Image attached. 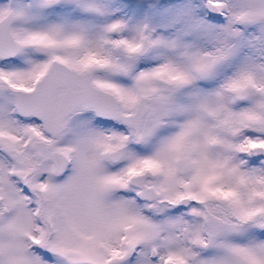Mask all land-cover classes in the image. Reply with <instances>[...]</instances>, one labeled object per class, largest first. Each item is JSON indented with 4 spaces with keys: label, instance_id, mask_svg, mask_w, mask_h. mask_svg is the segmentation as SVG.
I'll list each match as a JSON object with an SVG mask.
<instances>
[{
    "label": "rangeland",
    "instance_id": "rangeland-1",
    "mask_svg": "<svg viewBox=\"0 0 264 264\" xmlns=\"http://www.w3.org/2000/svg\"><path fill=\"white\" fill-rule=\"evenodd\" d=\"M48 1L34 0L32 6L20 3L29 28L38 29L33 35L37 44L51 37L61 16L56 11L59 6L53 8L57 4L54 0L50 4L54 11H47ZM124 1L130 2V11L125 15L120 12L123 0H87V8L93 7V17L83 15L75 20L65 35L83 37L86 43L88 34L92 42L106 40L111 50L98 52L108 55L107 61L141 64L137 74L140 81H149L158 71L157 58L162 60L165 68L189 81L186 92L195 101L191 118L179 127L168 125L170 131L166 129L156 138L165 126L153 104L142 146L134 139L128 143L124 139L127 132L125 136L121 132L124 137L114 133L111 146L106 147L105 129L92 132L93 139L85 140L84 151L115 150L125 144L126 161L111 170L88 159L82 167L86 171H80L87 177H81L75 191L64 192L57 185L48 187L44 163L29 173L33 169L24 164L22 157L29 140L23 133L7 130L6 120L16 121L9 112L11 108L6 109V118L0 113V132L6 134L0 135V264H264V247L260 246L264 242L256 238L235 246L231 240L242 239L236 229L235 238L226 232L214 239L211 247L199 244L201 248L193 251L192 225L184 214L174 212L159 218L158 206L153 204L150 209L138 202L126 180L139 163L147 165L153 172L149 182H156L162 198H175L179 193L177 174L169 164L185 135L194 144L197 171L185 172V179L195 197H207L201 190L196 191V186L209 182L213 188L215 185L237 191L236 202L244 213L263 209L260 185H264V159L252 157L250 149L256 144L264 146V0H210L221 11L220 17L211 21L203 18V0H147L149 5L152 3L148 15V10L143 13V0ZM63 2L64 11L75 10V0ZM10 3L0 0V14L8 10ZM124 17L125 31L117 37L120 40L116 39L122 43L120 46L101 32ZM143 22L148 24L143 26ZM151 25L157 27L154 32ZM121 30L115 26L114 33ZM144 32L155 45L138 59L134 55ZM111 81L122 87L125 99L132 95L133 90L121 83L119 73H111ZM144 89L137 88V92ZM214 192L212 189V195ZM67 199L75 207V217L65 207ZM213 227L219 229L218 223L213 222ZM45 244L53 249H46ZM151 247L154 256H150Z\"/></svg>",
    "mask_w": 264,
    "mask_h": 264
},
{
    "label": "flooded vegetation",
    "instance_id": "flooded-vegetation-1",
    "mask_svg": "<svg viewBox=\"0 0 264 264\" xmlns=\"http://www.w3.org/2000/svg\"><path fill=\"white\" fill-rule=\"evenodd\" d=\"M54 1L57 4L53 8L59 6L56 11L61 12V16L58 17L53 34H51L53 40L50 41L51 37L48 35L42 44L35 42L33 35L38 33L36 31L38 29L29 28L20 7V3L32 6L34 0H10L11 6L0 14V113L6 118L8 112L6 109L11 108L9 112L14 115L16 121L6 120V123H9L6 126L7 130L9 128L15 131L17 135L23 133L24 139L28 138L29 140L25 146L27 150L22 153L25 154L22 156L25 160L24 164L33 169L29 173H34L41 166V163H44L48 187L55 185L54 188H57V185L61 191L64 189V192H67L75 191L81 177H87V174H80V171H86L82 167L88 159L105 164L111 170L126 161L125 144L121 147L118 146L120 154L112 153L111 151L114 150L111 147L96 153L84 151L85 140L93 139L92 132L106 130H104L107 132L106 137L108 138L106 147L111 146V135L112 138L115 137L113 136L114 133L120 136L123 133L125 136L126 132L128 136L124 139H127L128 143L134 139L139 146H142V142L146 139V124L153 104L157 105L160 120H164L161 124L166 127H161L155 134L158 138L163 134V131L169 128L168 125L179 127L184 121L186 122L191 118L195 101L186 92L189 81H186L182 75L175 74L165 68V65H162V60L158 61L157 58L155 66L158 71L151 74L149 81L142 79L140 81L137 74L142 70L141 64H129L126 60H120V63L107 61L105 56L108 55H101L98 52L101 49L107 51L106 48L111 50L106 40L102 43L92 42L91 35L88 34L86 43L83 41V37L65 35V30L74 26L75 20L79 21L83 15L88 19L93 17V7L90 10L87 8L89 5L87 0H75V10L66 12L64 11L66 8L63 0ZM143 1L145 2L143 13L148 10L145 13L148 15L152 3L149 5L147 0ZM47 3V11H54L50 6L54 2L49 0ZM129 3L123 0L120 12L124 15L130 11ZM206 3L207 0H203L205 11L203 18L211 21L213 16L208 14L211 7ZM143 24L145 26L148 23L143 22ZM115 26H118L120 30L122 29L120 33H114ZM125 28L126 19L124 17L120 23L114 22L107 31L101 33L106 37L108 36L110 41L112 40L122 46V43L116 39L123 35ZM156 29V26H150L151 32ZM26 37L27 40H25ZM148 37L145 32L142 33L136 51L143 39H146L143 42L146 44L147 50L142 55H134L136 58L142 59L155 45V43L152 45ZM109 56L111 57V52ZM112 68H115L116 71L111 72ZM111 73H119L121 83L127 84L133 90L132 95H128V99L124 98L122 87L111 81ZM208 83L210 84L211 80ZM137 88H145V91L137 92ZM99 89L107 94L99 93ZM111 94L120 101L118 113L121 112V115L132 114L138 99L144 97V111L138 117V138L132 126L124 125L119 117H111ZM90 102H97L95 103L97 107L107 109L108 117L98 116L90 107ZM113 107H117V105ZM204 110H206L205 104ZM115 112L112 111V113ZM4 134V131L0 132L3 137ZM2 141L0 139V143ZM193 145L192 141L183 135L177 146L173 163L169 164L172 165L171 170L173 171L175 168L177 174L175 184L179 193L175 198L172 200L162 198V191L156 188V182H154V186L159 192V201L148 203L145 200H136L150 209L153 208V204L158 207L161 205L159 209L157 207V215L161 219H165L168 213L184 214L183 218H187L192 225L190 233L193 238L190 237V240L193 242V251L201 248L198 246L199 244H205L208 248L211 247L213 240H217L226 232H229L231 238H235L233 231L235 229L241 232L242 237L239 239V243L234 239L231 240L235 246H240L244 242H253L256 238L264 242V197L262 200L263 209L258 208L251 214L244 213L242 206L238 204V201L236 202L237 191L219 189L215 185L213 188L209 182L196 186V191L200 193L201 190V193L207 197H195L189 191L185 179L187 173L185 172L197 171L193 159L195 154ZM256 157L264 159V157ZM160 167L162 168V166ZM135 168V172L128 173L127 184L132 174H139L148 170L147 165L144 166L141 163ZM152 178L153 172L151 177L143 178V184L145 186L153 184L149 182ZM260 186H262L260 191L264 194V185ZM129 188L135 194L137 189L131 185ZM191 189L193 190L192 187ZM212 189L215 190L213 195ZM109 192L111 194V187ZM38 194L37 191L35 196ZM162 205L166 207L163 208ZM65 207L70 210L69 214L75 217L73 214L75 207L68 203V199ZM213 222L218 223L219 229L216 230L213 227ZM236 233L239 238V233ZM249 233L251 235L247 236ZM45 245L48 250L52 248L47 244ZM260 246L264 247L263 243ZM129 253L127 251V254ZM239 259L242 260V258Z\"/></svg>",
    "mask_w": 264,
    "mask_h": 264
},
{
    "label": "water",
    "instance_id": "water-1",
    "mask_svg": "<svg viewBox=\"0 0 264 264\" xmlns=\"http://www.w3.org/2000/svg\"><path fill=\"white\" fill-rule=\"evenodd\" d=\"M210 7H211V13L212 14H217L216 11H214V6L209 4V2L207 3ZM146 49V45L143 42L141 47L139 48V50L137 51V54H142L144 53ZM99 93H105L106 92L102 91L99 89ZM144 97H140L137 101L135 110L132 114L130 115H121V113H118V101L115 100L113 98V96L111 95V117L112 118H117L119 117L121 119V121L128 126H132L135 130V133L137 134V138H138V117L140 115V113H142L143 110V104H144ZM97 102H90V107H92L94 109V111L96 112V114L100 117H108V111L107 109H102L101 107H97V105L95 104ZM117 107H113V106ZM112 111H116L115 113H112ZM138 140V139H137ZM112 153L115 154H120V149H116L114 151H111ZM256 154H260L264 156V148L261 146H254L252 148V155H256ZM110 156V153H109ZM145 176L151 177V173L149 171H144L143 173L139 174V175H133L129 178V183L132 184L135 187H138V191L136 192V196L140 199H145L148 201L151 200H157L158 201V192L154 189V187L152 185L149 186H145L143 184V178ZM150 255L154 256V250L153 248L150 249Z\"/></svg>",
    "mask_w": 264,
    "mask_h": 264
}]
</instances>
